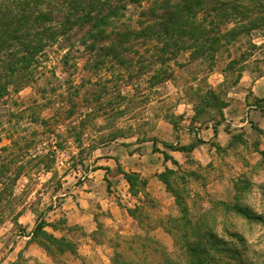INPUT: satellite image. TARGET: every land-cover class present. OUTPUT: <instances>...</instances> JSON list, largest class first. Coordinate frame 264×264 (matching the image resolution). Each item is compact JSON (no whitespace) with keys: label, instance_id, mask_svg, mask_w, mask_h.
<instances>
[{"label":"rangeland","instance_id":"374dc122","mask_svg":"<svg viewBox=\"0 0 264 264\" xmlns=\"http://www.w3.org/2000/svg\"><path fill=\"white\" fill-rule=\"evenodd\" d=\"M148 4L146 0L144 6ZM140 10L132 6L135 17ZM85 32L77 28L62 39L43 67L33 76L19 77L0 101V151L19 141L26 166L9 215L0 224V264L21 257L31 264H114L115 259L163 264L166 252L177 264H195L188 258L189 241L207 250L206 264H264V160H255L241 140L219 151L211 166L197 167L203 177L199 182L188 178L174 184L171 177L180 194L172 205L126 199L122 192L130 184L119 168L123 165L112 160V170L107 159L116 147L142 148L163 126L221 120L222 106L232 94L245 92L239 84L264 75V29L240 36L218 51L213 62L178 56L169 63L172 77L155 85L149 82L159 66L154 45L135 44L140 53L125 55L130 71L111 60L108 69L99 70L97 59L80 42ZM43 164L50 171L42 170ZM220 171L226 178L215 189L217 196L195 191ZM136 188L143 189L141 183ZM122 199L134 200L130 214L140 227L135 234H121L104 221L92 231L77 222L106 200L125 207ZM237 204L263 220L227 209ZM14 210L23 212L18 221ZM42 220L44 230L61 239L59 245L32 236Z\"/></svg>","mask_w":264,"mask_h":264},{"label":"trees","instance_id":"16d2710c","mask_svg":"<svg viewBox=\"0 0 264 264\" xmlns=\"http://www.w3.org/2000/svg\"><path fill=\"white\" fill-rule=\"evenodd\" d=\"M145 1L0 0V101L9 94L19 77L33 76L40 70L48 59L50 49L77 28L86 29L80 42L97 59L95 67L99 70L108 69L107 60H111L110 63L116 62L114 66L130 71L132 64L125 55L130 52L140 53L135 50V44L146 42L154 45L156 48L153 57L157 58L159 65L151 77L154 80H149L154 85L172 77L173 70L169 63L178 56L187 54L190 60L213 62L217 52L223 47L232 44L242 35L264 29V0H148V6H144ZM132 6L141 8L136 17L132 13ZM70 52L69 49L66 56ZM137 71H140L139 67ZM116 72L115 69L113 74ZM123 73L120 72L121 76ZM209 91L215 101H220L217 93ZM227 104L222 106V110ZM118 109L123 111L122 108ZM47 121L42 120L41 123ZM163 144L169 149L185 152L196 147V144ZM231 144L234 145V140ZM21 146L16 140L0 151V224L6 220L13 200L16 199L18 180L26 175L25 162L22 160L25 156L18 150L24 147ZM154 151L163 152L166 160L178 164L167 151L156 147ZM262 154L264 156V151ZM50 168L49 164L41 167L44 171H50ZM119 168L134 195L145 189L147 180L142 179L139 173L127 172L120 164ZM190 175L197 174L192 172ZM159 177L177 198L180 194L172 188L171 177L175 179L174 184L179 180L186 182L188 179L169 167ZM138 183H141L143 189L136 188ZM227 209L234 210L249 220H263L261 216L250 214L239 204L233 207L227 205ZM15 211L12 212L13 219L18 221L23 212ZM128 211L133 213L132 208ZM45 225L43 220L38 223L32 236L37 238L42 235L59 245L61 239L47 233L44 230ZM45 246L49 247L47 244ZM186 247L190 251L188 258L191 261L195 264H206V249L190 241ZM59 249L64 248L60 245ZM113 262L140 264L134 260L117 262L115 259ZM162 263L177 264L167 252ZM12 264L31 263L21 257Z\"/></svg>","mask_w":264,"mask_h":264},{"label":"crops","instance_id":"0c3cea01","mask_svg":"<svg viewBox=\"0 0 264 264\" xmlns=\"http://www.w3.org/2000/svg\"><path fill=\"white\" fill-rule=\"evenodd\" d=\"M239 88L244 89L245 92L237 91L232 94V98L228 100V104L224 108V117L221 120L212 119L205 124L194 121L192 125L188 126H184V124L178 125V127L163 126V128L157 129L151 138L143 141L140 144L142 147L140 149L135 150L130 145L125 147V150L116 147L111 151L114 156L107 159L110 160L108 165L112 170L114 166L110 162L118 160L125 171L137 172L143 177L145 176L147 180L145 189L139 193L140 196H138L139 194L134 195L129 190V186L122 192L123 196L126 199L137 198V200L133 199L138 205L143 204L147 199L153 200L155 203L172 205L176 198L160 179L159 174L169 167L179 171L182 176L185 175L189 179L199 182L203 177L199 174L197 167L211 166L219 151L234 146L231 144L233 140L234 144L241 140L255 160H264L262 154L264 151V104L262 105L264 103V75L253 79L249 85L239 84ZM199 140H202V143H199ZM164 142L179 146L196 144V147L190 152L172 150L165 147ZM155 147L167 151L178 164L172 160H166L163 152H155ZM150 163L156 164L155 170L146 168ZM192 172L197 175H190ZM218 174L205 184L198 183L195 191L206 192L211 194V197L217 196L218 192L215 189L224 184V178H226L223 172L220 171ZM141 199L144 201L142 202ZM134 200L125 203L122 199L126 204L125 207L119 202L106 200L101 203L102 206L99 209L93 208L92 212L81 214L77 222L86 230L91 227L92 231L96 229L99 221H104L121 234H135L140 227L135 224V218L128 211V208L133 206L131 203Z\"/></svg>","mask_w":264,"mask_h":264}]
</instances>
